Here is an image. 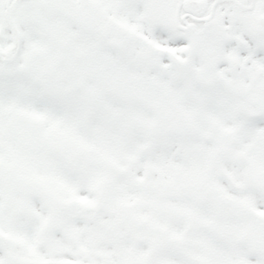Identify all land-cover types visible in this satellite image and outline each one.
<instances>
[{
  "label": "snow or ice",
  "instance_id": "1",
  "mask_svg": "<svg viewBox=\"0 0 264 264\" xmlns=\"http://www.w3.org/2000/svg\"><path fill=\"white\" fill-rule=\"evenodd\" d=\"M0 264H264V0H0Z\"/></svg>",
  "mask_w": 264,
  "mask_h": 264
}]
</instances>
